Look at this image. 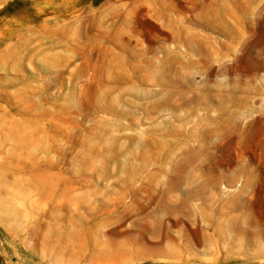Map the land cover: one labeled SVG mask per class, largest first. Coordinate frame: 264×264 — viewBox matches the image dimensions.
<instances>
[{
  "label": "rangeland",
  "instance_id": "374dc122",
  "mask_svg": "<svg viewBox=\"0 0 264 264\" xmlns=\"http://www.w3.org/2000/svg\"><path fill=\"white\" fill-rule=\"evenodd\" d=\"M0 264H264V0H0Z\"/></svg>",
  "mask_w": 264,
  "mask_h": 264
},
{
  "label": "bare ground",
  "instance_id": "6f19581e",
  "mask_svg": "<svg viewBox=\"0 0 264 264\" xmlns=\"http://www.w3.org/2000/svg\"><path fill=\"white\" fill-rule=\"evenodd\" d=\"M181 31V30H180ZM181 37V34L180 33H176L172 36V40L175 42V41H178L179 38ZM172 46V45H171ZM170 46V48H171ZM129 47V46H128ZM173 48V47H172ZM149 50H153V49H149ZM152 52V51H151ZM160 52L163 53V56L161 57H157L158 58V62L160 63V65L163 63V60H164V56L166 55V52L161 49ZM171 55H169V53L167 54V57H170ZM185 61V60H184ZM122 64V63H121ZM189 66V65H188ZM126 67V66H125ZM114 68V67H113ZM124 70V69H123ZM150 71V70H149ZM175 73H177V71H179L178 69L175 68ZM182 71V70H181ZM138 74V73H137ZM122 75V74H121ZM147 75V74H146ZM128 76V75H127ZM133 76V75H132ZM182 76V75H181ZM141 77V76H140ZM156 77V76H155ZM121 78V77H120ZM139 78V77H138ZM185 78V82L183 81H179L176 82V80H170V82H167L166 84L162 85L161 87H166L167 88V95H166V99L167 100H164L166 101L167 105H168V109L172 112H177L179 111L183 106H187L191 109L192 112H196L197 109H199L202 105V102L199 100L200 96L199 95H196L194 96V100H190V99H184V92H186L185 90H183L184 88H187V89H190L191 86H193L192 84V80H190L188 77H184ZM128 81V80H127ZM126 82V81H125ZM143 82V81H142ZM164 94V93H163ZM109 96V95H108ZM171 98H177V100L179 102H181L180 105H174V104H171ZM163 99V98H162ZM112 100V99H111ZM194 101V102H192ZM166 105V106H167ZM183 105V106H182ZM158 108V107H157ZM206 109H209L206 105ZM183 163V162H182ZM183 166L178 163L176 165H172V168L169 172V174L171 175V179H170V182H169V185H168V190H176L179 185L181 184V181L183 179V175H184V172H183ZM163 193H165L163 191ZM192 193H195L196 195H200L202 194V189L199 187V189H197L196 191L191 189L189 190L188 192H186V195L183 197V198H180L178 201L177 200H174V201H171L168 203V208L166 209L167 210V213L169 214H175V213H185V212H189V208L187 206V196H191ZM165 198L164 197H161L160 199L157 200V205L159 204H162V203H165L164 202ZM232 204V203H231ZM160 207V206H159ZM158 207V208H159ZM144 207L140 205L139 207V213H142L144 211ZM248 217V216H247ZM246 219V218H245ZM249 220V219H247ZM156 227H159L160 226V223L161 221L159 220H156ZM238 223V220L237 219H234L232 222H231V225L234 226ZM159 225V226H158ZM200 229V228H199ZM164 254H171L169 251H164L163 252Z\"/></svg>",
  "mask_w": 264,
  "mask_h": 264
},
{
  "label": "crops",
  "instance_id": "0c3cea01",
  "mask_svg": "<svg viewBox=\"0 0 264 264\" xmlns=\"http://www.w3.org/2000/svg\"><path fill=\"white\" fill-rule=\"evenodd\" d=\"M206 148V147H205Z\"/></svg>",
  "mask_w": 264,
  "mask_h": 264
}]
</instances>
